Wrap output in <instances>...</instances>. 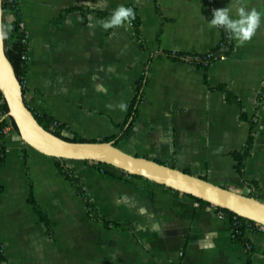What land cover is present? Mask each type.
Masks as SVG:
<instances>
[{
  "label": "crops",
  "instance_id": "1",
  "mask_svg": "<svg viewBox=\"0 0 264 264\" xmlns=\"http://www.w3.org/2000/svg\"><path fill=\"white\" fill-rule=\"evenodd\" d=\"M9 1L27 34L24 98L35 114L89 142L120 137L132 124L113 140L122 150L264 202V22L243 46L233 40L227 59L205 66L200 58L224 39L209 27L206 0ZM244 2L264 11V0ZM120 4L137 11L142 40L133 24L104 31L96 23L98 12L110 15ZM14 19L7 14V23ZM254 123L242 174L234 154L247 147ZM5 145L0 264H264V232L234 239L230 219L206 202L96 162L65 160L90 208L59 159L14 130Z\"/></svg>",
  "mask_w": 264,
  "mask_h": 264
},
{
  "label": "water",
  "instance_id": "2",
  "mask_svg": "<svg viewBox=\"0 0 264 264\" xmlns=\"http://www.w3.org/2000/svg\"><path fill=\"white\" fill-rule=\"evenodd\" d=\"M3 3L4 0H0V22H4ZM0 91L8 106L4 119H12L22 141L39 153L57 159L107 164L264 226V202L254 196L157 161L137 157L119 148L115 141H69L45 129L25 101L23 85L6 55L5 42L0 49Z\"/></svg>",
  "mask_w": 264,
  "mask_h": 264
},
{
  "label": "trees",
  "instance_id": "3",
  "mask_svg": "<svg viewBox=\"0 0 264 264\" xmlns=\"http://www.w3.org/2000/svg\"><path fill=\"white\" fill-rule=\"evenodd\" d=\"M210 3L209 0H206V10L208 12V14H210L211 16V12H210ZM3 7H4V22H6V16L8 13H12L15 17L14 21L11 23V25L13 26V32L11 33L10 39L5 41V51H6V55L9 58V60L11 61V63L13 64L16 74L18 76V78L20 79L22 85H23V90H24V83H25V79H26V75H27V59L25 58L27 56L28 53V44H27V40H26V33L25 30L22 28V22H21V18H20V13L19 10L16 8V6L14 4H12L9 0H4L3 3ZM135 10V9H134ZM136 12V18L133 21V25L135 26V28L137 29L138 32V36L139 39L142 40V37L140 36V26H141V21L140 18L138 16L137 11ZM98 15L102 18L108 17V14H105L103 12H98ZM233 50V44L230 48V52L228 54H230ZM215 52H219L218 50ZM214 59L209 58L208 54L205 55L204 57L200 58V60L198 61L199 65H205L208 66L211 63H214ZM141 87L139 88V90H141ZM140 94L138 93L133 105H132V116H136L137 111H138V105H139V101H140ZM8 112V106L2 96V93L0 91V119H2L4 114H7ZM35 114V113H34ZM37 120L40 122V124L45 127V129H47L48 131L54 133L55 135L62 137L66 140L69 141H75V142H86L87 140H85L84 138H81L78 135H73V136H67L64 134L63 132V128L62 126H54V124L47 120L46 118L40 117L39 115L35 114ZM8 121H10V123L13 126L14 131L19 135L18 132V128L15 124V122L12 119H6L4 121L1 122V128L6 125L8 123ZM132 128V124L131 126L123 133L122 136L118 137V136H113L108 138L105 142H109V141H119L121 139H123L125 136H127ZM258 127L257 124H253L252 126V132H251V136L249 139V143L247 145V147L245 148V150L243 152H237L234 154V157L237 161V168L239 170V172H241L243 174V169L245 166V162L247 160V158L250 155L252 146H253V142L255 139V134L257 131ZM20 136V135H19ZM0 167L3 165L4 161H5V157H6V153H7V148L5 145V136L0 133ZM91 142H96V141H91ZM65 160L64 159H59L60 162V167L62 169V171L65 173V175L73 180V182L77 185L79 192L85 197L86 193H85V189L82 185L79 184V180L75 178V176L72 174V172H70L67 168H65V166H63V162ZM141 178V177H139ZM249 184L256 186L255 184H252L251 182H249ZM2 192V188L0 187V195ZM250 196H254L257 198L256 193H252L250 194ZM192 197V196H190ZM193 199L199 201V202H204L200 199L194 198ZM88 204L90 206V208H93L92 202L90 201V199L87 198ZM219 210H222L226 216L230 219L231 223H232V227H233V235H234V239L238 240V241H243V242H248V236L250 234L256 233L258 232V224L247 220L245 218H242L230 211L227 210H223L218 208ZM238 222V223H237Z\"/></svg>",
  "mask_w": 264,
  "mask_h": 264
},
{
  "label": "clouds",
  "instance_id": "4",
  "mask_svg": "<svg viewBox=\"0 0 264 264\" xmlns=\"http://www.w3.org/2000/svg\"><path fill=\"white\" fill-rule=\"evenodd\" d=\"M136 18L134 8L120 4L108 17L96 21L100 28L108 31L125 25L131 26ZM264 22V11L255 7L249 8L244 0H230L223 8L215 9L212 18L208 22L210 28L223 29L230 34L237 46H243L250 41ZM13 32L11 23L0 22V49L4 42L10 39ZM111 108L112 105H109ZM121 111H126L127 104L122 102L118 105Z\"/></svg>",
  "mask_w": 264,
  "mask_h": 264
},
{
  "label": "built area",
  "instance_id": "5",
  "mask_svg": "<svg viewBox=\"0 0 264 264\" xmlns=\"http://www.w3.org/2000/svg\"><path fill=\"white\" fill-rule=\"evenodd\" d=\"M214 1L215 0H209L211 18H212V12L216 9V7L214 6ZM22 28L24 29V26L23 25H22ZM220 30L224 34V39L221 42L220 47L218 49L219 52L217 53V52L213 51V52L208 53V57L214 59V61H219V60H225V59H227V57L229 55L228 53L230 52V48H231V46L233 44V39L230 38V34L227 33V32H225L222 28ZM26 40H27V34H26ZM25 58L27 59V56ZM5 116H6V114L3 115V120L9 119V118L4 119ZM12 130H14L13 129V126L10 123V121H8V123L6 125H4L0 129V133H2L6 137ZM213 208L216 210L217 215L219 217H222V218L223 217H226V214L222 210H219L217 207H214V206H213ZM257 226H258V231L264 232V226L263 225L258 224Z\"/></svg>",
  "mask_w": 264,
  "mask_h": 264
},
{
  "label": "rangeland",
  "instance_id": "6",
  "mask_svg": "<svg viewBox=\"0 0 264 264\" xmlns=\"http://www.w3.org/2000/svg\"><path fill=\"white\" fill-rule=\"evenodd\" d=\"M90 162H92V161H90ZM102 166H105V167H107V168H110L111 170H120V169H118V168H115V167H113V166H110V165H107V164H101ZM122 172H124L123 170H121ZM126 173V172H125ZM127 174V173H126ZM136 178H139V177H136ZM259 200H261L260 198H258Z\"/></svg>",
  "mask_w": 264,
  "mask_h": 264
}]
</instances>
